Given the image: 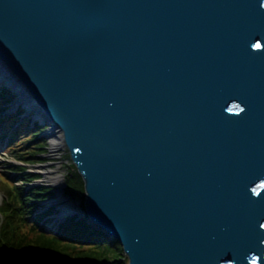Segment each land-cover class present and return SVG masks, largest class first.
Listing matches in <instances>:
<instances>
[{
  "label": "water",
  "instance_id": "water-1",
  "mask_svg": "<svg viewBox=\"0 0 264 264\" xmlns=\"http://www.w3.org/2000/svg\"><path fill=\"white\" fill-rule=\"evenodd\" d=\"M0 76L129 264H264V0H0Z\"/></svg>",
  "mask_w": 264,
  "mask_h": 264
},
{
  "label": "trees",
  "instance_id": "trees-1",
  "mask_svg": "<svg viewBox=\"0 0 264 264\" xmlns=\"http://www.w3.org/2000/svg\"><path fill=\"white\" fill-rule=\"evenodd\" d=\"M12 96H15L14 93L7 87L0 88V133L3 132L1 139H6L13 130L7 142L8 153L19 161L36 162L47 144L40 138L45 127L38 122L31 126L29 120L15 127L21 120V112L19 115L1 113L13 101ZM25 145H30V148L25 150ZM24 172L25 169L20 164H11V170L3 174L4 181L11 186L13 200L3 208L5 219L0 220V264H128L121 259L124 251L120 244L105 243L99 232L86 222L78 220L76 216L64 222L56 234L40 231L42 219H38L35 213L42 209V202L51 197L52 189L36 186L28 190L24 182V185L19 182H33L35 179L29 178L34 177V174ZM66 182L65 192L70 198L75 199L80 193H84V182L76 168L69 171ZM53 212L54 208L45 217ZM76 245L93 246L90 254L93 261L80 262L88 253L76 249Z\"/></svg>",
  "mask_w": 264,
  "mask_h": 264
},
{
  "label": "rangeland",
  "instance_id": "rangeland-1",
  "mask_svg": "<svg viewBox=\"0 0 264 264\" xmlns=\"http://www.w3.org/2000/svg\"><path fill=\"white\" fill-rule=\"evenodd\" d=\"M3 87H7L6 86V82L2 80H0V88ZM14 97H13V101L10 102L9 107L7 108V110L5 111H1V113H5V114H9V115H17L18 113L21 112V115H19V118H23L22 120L18 121V123L16 125H21V123L23 121L29 120L31 121V126H34L32 124V121L35 117V114H29L25 108L24 105L25 104H21L20 106H15V99L17 97V92L14 91ZM15 106V107H14ZM29 114V115H28ZM28 115V117H26ZM25 116V117H24ZM17 118V117H16ZM38 123H40V125H42L44 128V131L41 133L40 138L44 139L47 144L44 145L45 146V150H43V152L41 154H39V160L36 162H31V161H19L16 160V158H14L13 156L6 154V149L0 145V171L7 173V171H9L11 169L10 164H16V165H21L22 167H24L25 169V174H34V177H31L29 179L34 180L33 182L31 181H27V180H21L19 182V184H25V186L27 187L28 190L35 188L36 186H41V185H48L50 187H53L55 190H60L63 189L65 187H63V182L59 183V184H54L51 179L52 176H55L56 172L61 173L64 175L65 179L67 180V176L70 170H73L75 167V165L73 164L72 160L70 159V154L68 152V149L63 145H59L58 149L53 152L52 150V146H51V141H48L45 137L44 134L47 131V129L49 128L48 123L45 120H42V118H38L37 121ZM35 122V123H36ZM24 141V140H21ZM25 141H27L25 139ZM20 142V141H19ZM23 144L25 142H22ZM28 148H30V145H25V150H27ZM26 152V151H25ZM23 184V185H24ZM0 190L3 193V198H5L6 196V190H7V186L4 185V183H2L0 181ZM54 193L51 192V195H53ZM65 194V193H64ZM53 197V196H52ZM54 199V198H53ZM84 199H85V192L84 193H80L78 195L77 198L74 199V201H71L70 199H68L67 197H65V195H63L62 197H60L58 199V201H55L53 203H49L48 205H42L41 208H43L42 210H40L39 212L35 213V216H38V219H42L41 227L44 231H46L49 234H53L56 233V230L60 227L61 223L60 219H59V215L62 211V205H66L68 203L73 202V204H75V207L78 209L77 211L73 212V216L77 215H82L84 213ZM57 207L58 208V212L50 214L49 216L45 217V214H48L53 208ZM72 216V217H73ZM34 217V216H32ZM105 243H112V242H108L106 240H104ZM76 249L85 251L88 253L85 254V257H82V259H80V262H92L93 261V257L90 256V254L93 252V246L90 245H76ZM78 250V251H79ZM122 261L125 263L129 264V260L128 258L125 256H122Z\"/></svg>",
  "mask_w": 264,
  "mask_h": 264
},
{
  "label": "bare ground",
  "instance_id": "bare-ground-1",
  "mask_svg": "<svg viewBox=\"0 0 264 264\" xmlns=\"http://www.w3.org/2000/svg\"><path fill=\"white\" fill-rule=\"evenodd\" d=\"M3 79L7 82V79L4 78V76H0V80L3 81ZM9 82V81H8ZM12 83V82H9ZM13 86H16L17 88H19V85L17 83H13ZM21 96L18 99V103H23L26 105L27 110L33 111L34 108V103L33 101L29 100L28 98H26L25 96L22 95V92L20 91ZM51 129L49 130L46 139L48 141H51V146H52V150L53 152H55L59 145L64 144L63 141V135L62 133L57 129V127L54 124H51ZM55 176H52L51 181L54 184H59L62 183L63 181V174L56 172ZM78 209L75 207V204H69L68 206H66V208L62 211V214L68 213V212H75Z\"/></svg>",
  "mask_w": 264,
  "mask_h": 264
}]
</instances>
